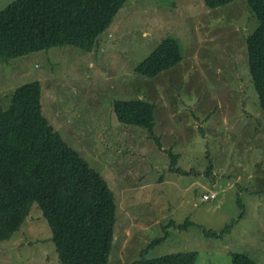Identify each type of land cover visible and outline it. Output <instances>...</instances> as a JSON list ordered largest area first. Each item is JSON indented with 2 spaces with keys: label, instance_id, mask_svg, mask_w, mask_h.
Returning a JSON list of instances; mask_svg holds the SVG:
<instances>
[{
  "label": "rangeland",
  "instance_id": "obj_1",
  "mask_svg": "<svg viewBox=\"0 0 264 264\" xmlns=\"http://www.w3.org/2000/svg\"><path fill=\"white\" fill-rule=\"evenodd\" d=\"M13 1L0 0V10ZM245 1L211 9L204 0H127L91 51L58 45L0 59V110L17 86L40 80L43 113L114 191L111 264H132L164 224L187 218L192 224L170 227L147 257L196 251V264H231L244 252L264 264V113L246 47L258 20ZM169 37L182 61L154 78L138 74ZM135 98L156 104L161 147L148 129L117 119L113 102ZM51 237L34 203L20 230L0 240V264H61Z\"/></svg>",
  "mask_w": 264,
  "mask_h": 264
},
{
  "label": "trees",
  "instance_id": "obj_2",
  "mask_svg": "<svg viewBox=\"0 0 264 264\" xmlns=\"http://www.w3.org/2000/svg\"><path fill=\"white\" fill-rule=\"evenodd\" d=\"M235 0H204L211 9ZM127 0H14L0 10V59L15 58L69 45L91 51ZM258 24L246 38L249 74L264 113V0H246ZM179 41L163 39L135 71L147 78L182 61ZM119 122L154 132L156 104L144 98L113 102ZM171 165L178 154L171 149ZM209 170L212 163H209ZM211 171V170H210ZM210 171H207L208 173ZM37 203L51 231L61 264H111L115 243L117 203L102 174L71 147L43 113L42 83L33 80L16 87L7 109L0 110V240L20 230ZM246 214L243 208L240 218ZM192 221L170 220L164 236L154 238L132 264H196L199 253L180 251L148 258L151 248L165 240L170 227L185 229ZM226 225L222 234L233 227ZM207 236L215 234L203 228ZM231 264H260L249 254L233 252Z\"/></svg>",
  "mask_w": 264,
  "mask_h": 264
},
{
  "label": "built area",
  "instance_id": "obj_3",
  "mask_svg": "<svg viewBox=\"0 0 264 264\" xmlns=\"http://www.w3.org/2000/svg\"><path fill=\"white\" fill-rule=\"evenodd\" d=\"M210 197H213V196H212V195H211V196H206L205 198L208 199V198H210Z\"/></svg>",
  "mask_w": 264,
  "mask_h": 264
}]
</instances>
